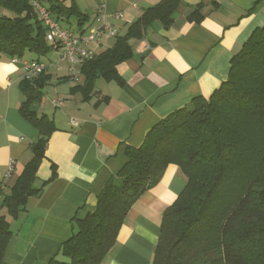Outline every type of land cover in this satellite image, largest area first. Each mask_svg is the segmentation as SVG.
I'll list each match as a JSON object with an SVG mask.
<instances>
[{
    "label": "trees",
    "instance_id": "16d2710c",
    "mask_svg": "<svg viewBox=\"0 0 264 264\" xmlns=\"http://www.w3.org/2000/svg\"><path fill=\"white\" fill-rule=\"evenodd\" d=\"M75 1L0 0V59H24L31 53L40 60L53 51L35 2L63 26L76 17L82 29L90 19ZM186 1L162 0L145 9L113 47L85 61V83L72 92L89 100L99 79L122 85L117 67L133 57L131 41L144 38L155 23L170 28ZM206 3L216 1L202 0L188 19L201 22ZM50 79L45 74L20 85V114L39 138L10 193L1 195L0 190V264L12 235L7 215L17 219L38 195L37 174L56 131L55 123L35 108L43 102ZM126 155L127 163L109 178L94 210L73 220L71 237L48 264H104L130 209L170 165L180 168L187 185L164 214L153 264H264V26L232 59L228 80L219 90L163 118L144 143L129 147Z\"/></svg>",
    "mask_w": 264,
    "mask_h": 264
},
{
    "label": "crops",
    "instance_id": "0c3cea01",
    "mask_svg": "<svg viewBox=\"0 0 264 264\" xmlns=\"http://www.w3.org/2000/svg\"><path fill=\"white\" fill-rule=\"evenodd\" d=\"M161 1L138 0L126 12L118 10L117 0L106 4L109 13L123 12L133 23ZM215 1L206 3L201 22L188 16L202 0H187L170 28L155 23L144 38L132 40L133 57L117 67L122 85L99 79L91 98L85 100L81 92H72L85 83L81 67L74 81L69 65L67 73L56 78L58 84H69L63 98L67 104L56 109L50 101L46 105L50 111L36 109L55 123L56 131L37 174L38 195L30 198L17 219L2 211L12 231L2 264H48L71 237L73 220L94 210L109 178L127 163V149L140 147L163 118L196 97L209 99L228 80L232 59L264 26V0ZM97 12L98 4L95 17ZM120 23L122 28L131 24L119 21L120 31ZM110 40L91 48L100 54ZM46 76L51 77L47 87L55 78ZM22 78L21 66L7 57L0 59L1 195L10 193L39 138L38 130L20 114ZM12 164L13 173L6 178ZM186 185L180 168L170 165L160 182L132 206L104 264H153L164 214Z\"/></svg>",
    "mask_w": 264,
    "mask_h": 264
},
{
    "label": "built area",
    "instance_id": "2783aa9c",
    "mask_svg": "<svg viewBox=\"0 0 264 264\" xmlns=\"http://www.w3.org/2000/svg\"><path fill=\"white\" fill-rule=\"evenodd\" d=\"M108 0H97L98 12L94 20V26L91 33L85 31H72L70 28L63 26L56 21L50 11L43 5L34 3V7L39 13V16L46 28V40L50 47L55 51H59V61L42 62L41 60H23L15 58L13 63L21 66L23 70V79L26 81H35L47 74L51 69L60 71L64 65H69L71 80L74 81L79 76V68L85 61L92 59L96 53L93 48L102 46L103 39H116L120 35L119 21L126 20L123 12L109 13L107 11ZM136 7V5H134ZM54 108L60 109L66 105L63 98L51 100ZM73 126H77L76 120H71ZM13 164L10 165L9 172L6 178H9L13 173ZM1 190V186H0Z\"/></svg>",
    "mask_w": 264,
    "mask_h": 264
},
{
    "label": "rangeland",
    "instance_id": "374dc122",
    "mask_svg": "<svg viewBox=\"0 0 264 264\" xmlns=\"http://www.w3.org/2000/svg\"><path fill=\"white\" fill-rule=\"evenodd\" d=\"M120 4V8L118 9L119 11H124L126 12L128 8H130L135 2H137L138 0H117ZM75 5L76 8L78 9V11L82 14L88 15L89 17V21H87L85 23V25L83 26V28H79L78 23H77V18L73 17L71 18V23L70 24H66L65 27L70 28L72 31H80V30H84L87 34L91 33V30L94 26V19H95V9L97 7V0H76L75 1ZM142 7V6H141ZM143 8V7H142ZM179 13L177 14L176 18L179 17ZM130 23H132L130 21ZM119 26L122 28V23L119 24ZM126 28L127 27H123L120 31L121 35H124L126 33ZM115 43V40L112 39L108 42L105 43V49L111 48ZM36 58V56L34 54L31 53H27L26 56L24 57L23 60H27V59H33ZM60 58V53L59 51H51L50 53H48L47 55L41 56L40 60L42 62H58ZM48 73H50L51 75H53V77L55 78L54 81H52V83L50 85H48L46 87V89H44V99L43 102L36 106L35 108L37 110H39V107L42 108V110H51V106L46 109V105H49L48 102H50L53 99H59V98H65L66 97V93L69 89V84L64 83V84H58L56 83V78L64 75L67 73V64L64 65L63 69L60 71H56L55 69H51ZM23 78L20 81V85L23 82ZM101 83H104L103 80H101ZM67 104V102H66ZM64 109V108H63Z\"/></svg>",
    "mask_w": 264,
    "mask_h": 264
}]
</instances>
